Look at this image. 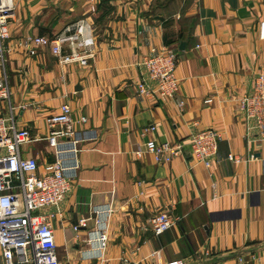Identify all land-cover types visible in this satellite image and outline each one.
I'll return each instance as SVG.
<instances>
[{
	"label": "crops",
	"instance_id": "crops-1",
	"mask_svg": "<svg viewBox=\"0 0 264 264\" xmlns=\"http://www.w3.org/2000/svg\"><path fill=\"white\" fill-rule=\"evenodd\" d=\"M13 1L12 39L0 69L11 95L0 100V113L14 106L20 126L44 133V117L67 102L77 127L98 134L83 146L73 189L49 209L56 213L61 261L159 264L196 257L200 264H264V148L247 139L237 102L264 71L258 38L264 0ZM81 18L96 28L88 66H61L49 47L35 56L16 48L19 38L52 37ZM164 45L178 50L180 89L156 100L136 91L144 76L138 63ZM24 103L31 105L19 109ZM83 115L86 124L79 123ZM208 128L222 136L209 168L186 151L190 136ZM151 140L185 150L158 163L146 151ZM93 207L112 209L104 214L105 248L73 227ZM160 211H169L175 224L156 237L148 221Z\"/></svg>",
	"mask_w": 264,
	"mask_h": 264
},
{
	"label": "built area",
	"instance_id": "built-area-1",
	"mask_svg": "<svg viewBox=\"0 0 264 264\" xmlns=\"http://www.w3.org/2000/svg\"><path fill=\"white\" fill-rule=\"evenodd\" d=\"M13 0H0V69L5 58V44L12 39V22L15 20ZM258 38L264 41V20L259 23ZM96 28L86 18L67 24L58 34L47 37L30 35L19 38L16 48L29 56H35L42 47H49L61 66L85 67L96 55ZM177 49L170 45L153 47L144 55L138 65L144 76L136 82L139 94L156 100L174 98L180 89L176 70ZM10 88L5 77H0V100L10 99ZM238 109L245 125L247 139L252 138L264 148V71L257 74L251 89L238 99ZM183 102L180 104L182 105ZM28 103L18 106L27 109ZM11 114L0 113V249L4 264H70L62 262L56 242L53 223L55 212L49 209L62 203L73 189L81 168L83 146L98 137L97 131L77 127L73 109L67 102L58 110L44 117L46 131L32 132L18 124ZM83 115L79 123L86 124ZM149 129H153V126ZM148 130V129H146ZM222 136L208 128L190 136V156L212 166L219 152ZM39 149L37 150V147ZM182 145L168 141L151 140L146 151L158 163L170 162L184 152ZM142 155L143 151L136 150ZM230 160L238 161L233 154ZM111 208L93 207L91 214L81 216L74 222V229H84L91 241L98 242L99 248L108 243L107 216ZM61 216V212H57ZM93 222V226H91ZM175 224L169 211H160L149 218L150 232L159 237ZM209 253V251H208ZM203 254L206 255V252ZM190 259V260H189ZM159 264H200L196 257L176 258L160 261Z\"/></svg>",
	"mask_w": 264,
	"mask_h": 264
},
{
	"label": "water",
	"instance_id": "water-1",
	"mask_svg": "<svg viewBox=\"0 0 264 264\" xmlns=\"http://www.w3.org/2000/svg\"><path fill=\"white\" fill-rule=\"evenodd\" d=\"M185 45H186V42H181V44L179 46V49L184 50L185 49ZM77 89L79 90V89H81V87L78 86Z\"/></svg>",
	"mask_w": 264,
	"mask_h": 264
},
{
	"label": "rangeland",
	"instance_id": "rangeland-1",
	"mask_svg": "<svg viewBox=\"0 0 264 264\" xmlns=\"http://www.w3.org/2000/svg\"><path fill=\"white\" fill-rule=\"evenodd\" d=\"M146 227H147V226H146ZM58 251H59V254H60L59 257L61 258V253H60V252H61V247H60V248L58 247Z\"/></svg>",
	"mask_w": 264,
	"mask_h": 264
},
{
	"label": "trees",
	"instance_id": "trees-1",
	"mask_svg": "<svg viewBox=\"0 0 264 264\" xmlns=\"http://www.w3.org/2000/svg\"><path fill=\"white\" fill-rule=\"evenodd\" d=\"M166 232H167V231H166ZM166 232H165V233H166ZM165 233H164V234H165ZM162 235H163V234H162ZM160 236H161V235H160ZM160 236H159V237H160Z\"/></svg>",
	"mask_w": 264,
	"mask_h": 264
}]
</instances>
